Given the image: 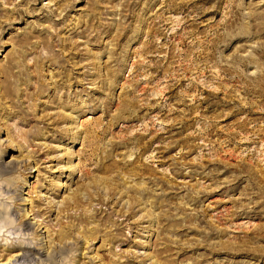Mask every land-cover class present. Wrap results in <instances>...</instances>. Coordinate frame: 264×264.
I'll use <instances>...</instances> for the list:
<instances>
[{"label":"rangeland","instance_id":"374dc122","mask_svg":"<svg viewBox=\"0 0 264 264\" xmlns=\"http://www.w3.org/2000/svg\"><path fill=\"white\" fill-rule=\"evenodd\" d=\"M52 251L264 264V0H0V264Z\"/></svg>","mask_w":264,"mask_h":264},{"label":"bare ground","instance_id":"6f19581e","mask_svg":"<svg viewBox=\"0 0 264 264\" xmlns=\"http://www.w3.org/2000/svg\"><path fill=\"white\" fill-rule=\"evenodd\" d=\"M5 93L9 94V89H8V87L5 88ZM7 94H6V95H7ZM91 103H92V102H91ZM81 106H82V105H81ZM77 108H78V107H77ZM81 109H82V108H81ZM9 165H10L9 163H2V166L5 167L6 169L9 168L10 170H11V169L14 170V168H15L14 165H13V164H11V166H9ZM7 171H8V169H7ZM110 186H111V185H110ZM88 189H89V187H88ZM109 189H110V188H109ZM73 191H75V190H73ZM78 191H79V190H78ZM88 191H89V190H88ZM88 191H87V192H88ZM70 192H71V191H70ZM79 192H80V191H79ZM79 192H78V193H79ZM77 195H79V194H77ZM77 195H76V196H77ZM72 197H73V196H72ZM74 198H75V197H74ZM20 199H21V197H20ZM76 200H77V198H76ZM75 202H76V201H75ZM77 204L79 205L78 202H77ZM80 204H81V202H80ZM25 229H27V230L32 229V223H27V224H25ZM23 230H24V229H23ZM27 230H26V231H27ZM29 232H30V231H29ZM61 233H62V232H61ZM61 233H60V235L58 234V235L60 236V237H59V240H60V238L62 239V237H63L64 235L66 236V234H64V232L62 233V234H64V235H62ZM67 233H68V232H67ZM49 243H51V242H49ZM52 243H53V242H52ZM38 244H39V243H38ZM41 244H42V243H41ZM53 251H55V250H53ZM53 251H52V252H53ZM64 251H65V249H64ZM31 252H32V251H30V249H27V248H26V249H23L22 253H20V254L17 255V256H18V257H22V256H23V257H27L29 253H30V255L32 254ZM38 252H39V251H38ZM39 253H40V252H39ZM45 253H46V252H45ZM58 253H59V252H58ZM51 254H52V255H51ZM51 254H47V255L45 256V260H44V262H48L49 264H50V263L54 264V263H56L57 261L59 262V260H57L59 254L57 255V254L54 253V252L51 253ZM43 255H44V254H43ZM43 255H42V256H43ZM17 256H16V257H17ZM33 256H34V255H33ZM59 257H61V256H59ZM29 258H30V257H29ZM38 258H39V257H38ZM38 258H36V259H38ZM43 258H44V257H43ZM23 259H24V258H23ZM32 259H33V258H32ZM39 259H40V258H39ZM34 260H35V258H34ZM40 260L43 261V259H40ZM60 260H61V259H60ZM17 261H18V260H17ZM38 261H39V260H38ZM40 263H41V262H40ZM42 263H43V262H42Z\"/></svg>","mask_w":264,"mask_h":264},{"label":"clouds","instance_id":"9594fccd","mask_svg":"<svg viewBox=\"0 0 264 264\" xmlns=\"http://www.w3.org/2000/svg\"><path fill=\"white\" fill-rule=\"evenodd\" d=\"M7 235H11V233H7Z\"/></svg>","mask_w":264,"mask_h":264}]
</instances>
